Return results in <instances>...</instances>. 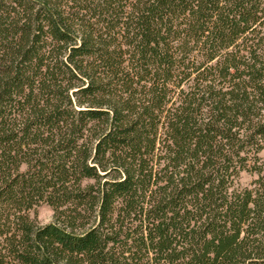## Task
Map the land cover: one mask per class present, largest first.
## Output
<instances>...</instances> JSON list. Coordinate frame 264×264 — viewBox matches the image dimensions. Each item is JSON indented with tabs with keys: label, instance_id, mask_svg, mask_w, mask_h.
<instances>
[{
	"label": "trees",
	"instance_id": "1",
	"mask_svg": "<svg viewBox=\"0 0 264 264\" xmlns=\"http://www.w3.org/2000/svg\"><path fill=\"white\" fill-rule=\"evenodd\" d=\"M0 264H264V0H0Z\"/></svg>",
	"mask_w": 264,
	"mask_h": 264
},
{
	"label": "rangeland",
	"instance_id": "2",
	"mask_svg": "<svg viewBox=\"0 0 264 264\" xmlns=\"http://www.w3.org/2000/svg\"><path fill=\"white\" fill-rule=\"evenodd\" d=\"M250 180H251V176L249 174L245 172L241 173L239 179L241 185L248 184ZM32 213L35 216L37 222L40 224H45L50 222L53 216L52 209L46 204L39 205Z\"/></svg>",
	"mask_w": 264,
	"mask_h": 264
}]
</instances>
